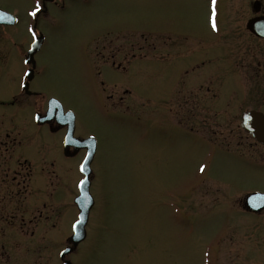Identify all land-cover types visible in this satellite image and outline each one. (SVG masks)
<instances>
[{
    "label": "rangeland",
    "instance_id": "1",
    "mask_svg": "<svg viewBox=\"0 0 264 264\" xmlns=\"http://www.w3.org/2000/svg\"><path fill=\"white\" fill-rule=\"evenodd\" d=\"M36 4L0 0L17 21L0 26V165L22 193L20 217L0 224V264H62L77 220L85 151L65 158V128L35 123L48 100L74 115V137L96 142L86 238L64 261L264 264V211L244 206L264 195V147L240 128L243 112L264 114L250 7L242 22L237 0H216L215 13L212 0H65L47 4L33 32ZM33 33L43 45L26 96Z\"/></svg>",
    "mask_w": 264,
    "mask_h": 264
},
{
    "label": "water",
    "instance_id": "2",
    "mask_svg": "<svg viewBox=\"0 0 264 264\" xmlns=\"http://www.w3.org/2000/svg\"><path fill=\"white\" fill-rule=\"evenodd\" d=\"M15 23V18L0 11V25L11 26ZM248 30L259 38L264 39V17L255 18L250 20L247 24ZM43 43V36H37L25 57V63L31 65V69L26 73V84L24 89L28 90V84L33 79L34 74V55L40 50ZM28 93V92H27ZM51 121L59 127H65L66 133L63 139V154L71 156L68 151L72 148L75 152L80 149L86 150V155L80 164L79 170L83 175V179L78 184V195L74 199V204L77 207L78 215L77 220L72 227V235L69 238V245L63 249L59 255L60 259L72 253L77 246L86 238V224L88 222L90 211L94 205V200L90 195V165L95 155L96 142L93 138L78 139L74 137L75 130V117L71 112H64L61 105L55 100H49L48 109L44 116L39 114L35 115V122L37 124H46ZM241 129L249 134L256 142L264 146V116L263 114L255 111L245 112L241 115L240 122ZM244 206L248 211L259 213L264 210V195L259 193H252L244 200ZM63 264H70L64 261Z\"/></svg>",
    "mask_w": 264,
    "mask_h": 264
},
{
    "label": "flooded vegetation",
    "instance_id": "3",
    "mask_svg": "<svg viewBox=\"0 0 264 264\" xmlns=\"http://www.w3.org/2000/svg\"><path fill=\"white\" fill-rule=\"evenodd\" d=\"M57 1H59L60 2V4L61 3H63L65 0H40V6H41V11L37 14V16H35L36 18H37V21L40 19V17L41 16H43V15H45L46 14V7H47V4H52V5H56V3H57ZM86 1V0H85ZM204 1H206V2H209V1H211V0H204ZM221 2H223V1H225L226 2V0H220ZM238 1V7H239V9L238 10H236V11H238L239 12V14L238 15H235V17H237V16H239V19H240V21H242V22H244V18L246 17V13H247V7H250V10H252L254 13V15L251 17V18H248V19H246L245 20V29L247 30V23H248V21L250 20V19H253V18H255V17H262V16H264V10H263V6L261 5V3H260V1L259 0H251L252 1V4L250 3V4H248L249 2H247L246 0H245V3H239L240 1L239 0H237ZM242 1H244V0H242ZM228 2H229V0H228ZM229 4V3H228ZM249 5V6H248ZM34 17V19H36ZM248 31V30H247ZM246 31V32H247ZM249 32V31H248ZM252 35V34H251ZM253 36V38H256L257 40H259V41H262V42H264V39H260V38H257V37H255L254 35H252ZM259 66H261L260 64L258 65V64H256V69L259 67ZM261 91V90H260ZM24 94V93H23ZM24 95H26V96H28V95H32V96H35L34 95V93L33 92H31V93H28V94H24ZM261 95V94H260ZM260 95H258L257 96V98L259 99L260 98ZM264 96V95H263ZM262 98H264V97H262ZM18 100H17V98L16 97H14V98H12L11 100H10V102H8V103H4V104H2V105H4V106H8V107H14V106H16V102H17ZM248 111H257V112H261L260 110H259V108L258 109H251V110H248ZM262 114H263V112H261ZM264 115V114H263ZM52 124V123H51ZM15 153V149H12V154H14ZM18 165V164H17ZM12 166V165H11ZM18 166H20V168L22 167V165H18ZM10 169H11V167H9ZM16 168H17V166H16ZM19 168V167H18ZM17 168V169H18ZM9 169V170H10ZM14 170H16V169H14ZM0 172H1V175H2V179H1V184H3V183H6L7 181L9 182V183H16V187H17V192H16V194H15V196H13L12 195V197H8V194H6L5 195V193L4 194H2L1 192H0V224L1 225H4V223L3 222H7V223H9V224H11V225H13V222H16L17 220H16V218H15V216H12V215H10L9 213H11L12 211H14L16 214H17V219H18V217H20V215H21V213H20V211H18L19 210V207H18V205H19V202H18V205H17V203L13 200V198L14 197H16V198H18L19 199V197L21 196V191H19L18 190V188H19V184H20V175L18 174V172L16 171V172H14L13 174H12V176H8V169L6 168V167H2V165H0ZM20 173V172H19ZM6 189H7V187H6ZM8 197V199H7V197ZM5 199H6V201H5ZM20 200V199H19ZM4 202V203H3ZM3 228H1L0 230H2ZM4 244H2V246H3Z\"/></svg>",
    "mask_w": 264,
    "mask_h": 264
},
{
    "label": "snow or ice",
    "instance_id": "4",
    "mask_svg": "<svg viewBox=\"0 0 264 264\" xmlns=\"http://www.w3.org/2000/svg\"><path fill=\"white\" fill-rule=\"evenodd\" d=\"M213 2V13H215V2L216 0H212ZM41 11V6H40V0H37V4H36V8L34 11H32L30 13V15H32L33 17L37 16V14ZM213 27L215 28V23L213 22ZM33 35H35V33H33ZM204 169L201 168V171H203Z\"/></svg>",
    "mask_w": 264,
    "mask_h": 264
}]
</instances>
